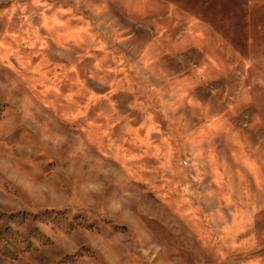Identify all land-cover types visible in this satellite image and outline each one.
Wrapping results in <instances>:
<instances>
[{
    "label": "rangeland",
    "instance_id": "1",
    "mask_svg": "<svg viewBox=\"0 0 264 264\" xmlns=\"http://www.w3.org/2000/svg\"><path fill=\"white\" fill-rule=\"evenodd\" d=\"M0 264H264V0H0Z\"/></svg>",
    "mask_w": 264,
    "mask_h": 264
}]
</instances>
